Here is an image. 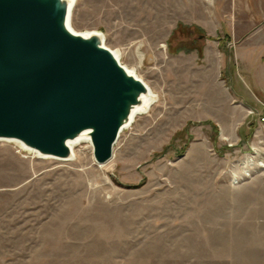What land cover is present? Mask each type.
Instances as JSON below:
<instances>
[{"label":"rangeland","instance_id":"1","mask_svg":"<svg viewBox=\"0 0 264 264\" xmlns=\"http://www.w3.org/2000/svg\"><path fill=\"white\" fill-rule=\"evenodd\" d=\"M71 24L155 100L103 165L0 140V264H264V0H77Z\"/></svg>","mask_w":264,"mask_h":264},{"label":"water","instance_id":"2","mask_svg":"<svg viewBox=\"0 0 264 264\" xmlns=\"http://www.w3.org/2000/svg\"><path fill=\"white\" fill-rule=\"evenodd\" d=\"M70 8V0H0V140L66 160L68 142L84 135L105 164L148 87L102 33L69 28Z\"/></svg>","mask_w":264,"mask_h":264},{"label":"bare ground","instance_id":"3","mask_svg":"<svg viewBox=\"0 0 264 264\" xmlns=\"http://www.w3.org/2000/svg\"><path fill=\"white\" fill-rule=\"evenodd\" d=\"M76 1L77 0H70V3H71V14H70V21H69V23H68V26H69V28L72 30V31H74L75 33H78V34H82V35H85V36H87V35H90V34H94V33H99V32H97V31H88V32H78V31H76L73 27H72V24H71V16H72V10H73V7H74V4L76 3ZM105 46H106V44H104ZM107 47V46H106ZM110 49V48H109ZM117 56H118V54H117V52L116 51H114V50H112ZM121 62V61H120ZM122 64V63H121ZM123 65V64H122ZM124 66V65H123ZM126 67V66H125ZM127 68V67H126ZM128 69V68H127ZM129 70V69H128ZM130 71V70H129ZM138 77V76H137ZM138 78H140V77H138ZM141 79V78H140ZM143 80V79H142ZM144 81V80H143ZM144 83L147 85V87H148V93L147 94H145L143 97H144V106L145 105H148L149 103H151L152 102V97H153V95L152 94H154L153 93V90H152V88L144 81ZM156 100H158V99H156ZM144 106H141V107H138L136 110H135V112H134V116H133V120L135 119V117L137 116V115H139L140 113H141V111H142V107H144ZM129 126H126L125 127V129L126 128H128ZM85 136L83 135V136H81V137H79V138H77L76 140H73V141H69L68 142V145H69V147H70V149H71V151H72V154H71V156H70V158H68V159H66V160H64V161H67V160H73L74 159V157H75V155H74V147H75V145L78 143V142H81L82 141V139L84 138ZM87 139H89V138H87ZM84 140V139H83ZM90 140V139H89ZM52 158H54V157H52ZM99 165H103V164H99Z\"/></svg>","mask_w":264,"mask_h":264},{"label":"crops","instance_id":"4","mask_svg":"<svg viewBox=\"0 0 264 264\" xmlns=\"http://www.w3.org/2000/svg\"><path fill=\"white\" fill-rule=\"evenodd\" d=\"M237 4L238 3L235 2V6H237ZM249 39H251V37L250 36H247V38L244 41H248ZM254 64H256V70H261V62H260V60H259L258 57H256V59L254 61ZM242 89H243V86H242ZM233 92H234L235 96L237 95L239 97L240 101H241V104H240L241 106L238 107V110H242L243 111V114H245V111L244 110H247L249 108L252 109V107L254 105V102H253L254 99L252 100V95L249 93V91H244V93L243 92L241 93V92H239V89H238V91H237V89H235V85H234ZM254 98H258V97L255 96ZM255 100L257 101V100H260V99H255Z\"/></svg>","mask_w":264,"mask_h":264},{"label":"built area","instance_id":"5","mask_svg":"<svg viewBox=\"0 0 264 264\" xmlns=\"http://www.w3.org/2000/svg\"><path fill=\"white\" fill-rule=\"evenodd\" d=\"M261 121H263V122H264V117H262V118H261Z\"/></svg>","mask_w":264,"mask_h":264}]
</instances>
